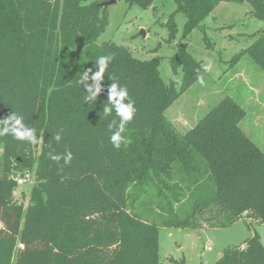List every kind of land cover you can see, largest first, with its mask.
I'll return each mask as SVG.
<instances>
[{"label":"trees","instance_id":"16d2710c","mask_svg":"<svg viewBox=\"0 0 264 264\" xmlns=\"http://www.w3.org/2000/svg\"><path fill=\"white\" fill-rule=\"evenodd\" d=\"M126 1L144 8L154 2ZM174 1L186 16L183 36L221 1H246L264 21V0ZM107 24L103 0H0V118L23 116L39 141L0 136V264H166L159 256L161 225L201 228L198 212L212 205L223 215L208 218L209 226L246 219L244 212L264 222V149L240 125L244 107L226 96L179 132L164 111L205 73L202 62L181 43L170 58L173 72L182 71L177 88L176 80L161 77L159 56L139 59L124 45H98ZM167 25L171 40L176 23ZM108 54L115 58L103 90L86 102L78 81L88 68L98 71L96 61ZM245 54L264 69V30L230 61ZM113 81L127 87L137 108L122 134L130 142L119 148L108 127L119 117L114 110L103 115ZM67 151L70 164L51 159ZM27 170L34 171L35 183L25 208L14 191L16 175ZM174 175L178 181L171 185ZM149 185L166 200L167 191L176 201L187 191L191 212L180 217L167 202L161 221L144 217L135 202ZM213 264H264L260 235L229 246Z\"/></svg>","mask_w":264,"mask_h":264},{"label":"rangeland","instance_id":"374dc122","mask_svg":"<svg viewBox=\"0 0 264 264\" xmlns=\"http://www.w3.org/2000/svg\"><path fill=\"white\" fill-rule=\"evenodd\" d=\"M96 0H88V2ZM104 2L109 0H103ZM108 24L96 40L98 45L112 41L127 47L139 59L161 58V77L169 82L174 79L180 87L182 71L175 74L170 58L178 52L181 43L202 65L212 70L202 75L205 83L198 80L164 111L165 119L184 133L224 97L231 96L245 109L240 122L245 132L264 149V69L248 54L232 63V57L250 46L264 30V21L251 14L248 2L221 1L188 35L183 36L186 16L177 10L174 0H154L150 7L130 5L126 0H116L106 5ZM173 19L177 30L170 40L171 29L167 22ZM256 34V35H252ZM40 147L35 148L38 155ZM34 173V171H33ZM178 181L174 175L170 184ZM35 183V174L23 185H18L14 197L26 208ZM148 193L135 202V209L144 217L161 221L167 202L173 211L184 217L192 210L193 200L189 193L176 201L167 191V200L158 197L157 187L148 186ZM223 212L216 205L198 212L201 228L166 227L159 229V256L162 262L173 264L170 258L185 264H213L229 246L244 243L258 233L264 243V222L250 216L240 218L227 226L210 225L208 218H219Z\"/></svg>","mask_w":264,"mask_h":264},{"label":"clouds","instance_id":"9594fccd","mask_svg":"<svg viewBox=\"0 0 264 264\" xmlns=\"http://www.w3.org/2000/svg\"><path fill=\"white\" fill-rule=\"evenodd\" d=\"M87 6L82 3L81 7ZM113 54L103 55L97 61L98 71L93 73L91 68H88L78 83L84 86L87 95L85 96L86 102L96 101L98 96L103 90L102 81L104 80V74L109 64L114 59ZM204 71L210 72L212 70L211 65H204ZM91 73V75H90ZM91 81V82H89ZM198 82L203 85L205 83L203 76H198ZM115 111L119 117V123L116 120H112L108 127L112 132L110 140L114 147L119 148L122 143H127L125 137L122 135L126 126L131 122L137 112L135 101L130 97L129 91L126 86H121L117 82H112L108 87V98L107 103L103 107V115L110 116ZM11 134L17 140H25L32 144H37L39 141L36 136V130L24 123V118L17 113H12L7 117L0 118V136ZM55 140L59 142L61 135L55 133ZM51 155V154H50ZM63 158L65 164H70L73 159L71 151H67L63 157L60 155H51V159L59 162Z\"/></svg>","mask_w":264,"mask_h":264},{"label":"built area","instance_id":"2783aa9c","mask_svg":"<svg viewBox=\"0 0 264 264\" xmlns=\"http://www.w3.org/2000/svg\"><path fill=\"white\" fill-rule=\"evenodd\" d=\"M33 171L27 170L23 173H19L16 175L15 179L18 185H23L25 182L30 180L33 177ZM246 216V212L243 213V217Z\"/></svg>","mask_w":264,"mask_h":264},{"label":"water","instance_id":"95a60500","mask_svg":"<svg viewBox=\"0 0 264 264\" xmlns=\"http://www.w3.org/2000/svg\"><path fill=\"white\" fill-rule=\"evenodd\" d=\"M116 0H109V1H106V2H104L105 3V5H108V4H110V3H112V2H115Z\"/></svg>","mask_w":264,"mask_h":264}]
</instances>
